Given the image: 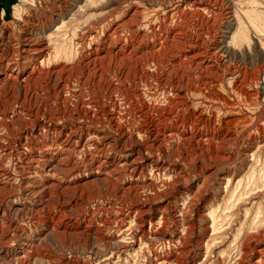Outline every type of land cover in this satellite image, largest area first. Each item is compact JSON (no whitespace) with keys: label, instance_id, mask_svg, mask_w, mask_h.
<instances>
[{"label":"rangeland","instance_id":"374dc122","mask_svg":"<svg viewBox=\"0 0 264 264\" xmlns=\"http://www.w3.org/2000/svg\"><path fill=\"white\" fill-rule=\"evenodd\" d=\"M0 264H264V0H0Z\"/></svg>","mask_w":264,"mask_h":264},{"label":"bare ground","instance_id":"6f19581e","mask_svg":"<svg viewBox=\"0 0 264 264\" xmlns=\"http://www.w3.org/2000/svg\"><path fill=\"white\" fill-rule=\"evenodd\" d=\"M39 44H40V43H39ZM34 47H35V46H34ZM34 49H35V48H34ZM34 54H35V53H34ZM34 54H33V55H34Z\"/></svg>","mask_w":264,"mask_h":264}]
</instances>
